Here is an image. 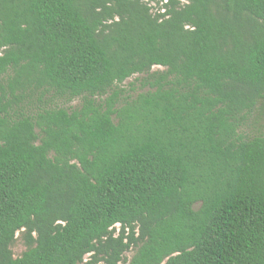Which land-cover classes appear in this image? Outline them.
I'll use <instances>...</instances> for the list:
<instances>
[{
    "label": "trees",
    "instance_id": "1",
    "mask_svg": "<svg viewBox=\"0 0 264 264\" xmlns=\"http://www.w3.org/2000/svg\"><path fill=\"white\" fill-rule=\"evenodd\" d=\"M0 264H264V0H0Z\"/></svg>",
    "mask_w": 264,
    "mask_h": 264
},
{
    "label": "rangeland",
    "instance_id": "2",
    "mask_svg": "<svg viewBox=\"0 0 264 264\" xmlns=\"http://www.w3.org/2000/svg\"><path fill=\"white\" fill-rule=\"evenodd\" d=\"M153 70H162L163 67L161 66H153L152 68ZM135 77V75H133L132 77L126 79L124 82H123V85L126 87L128 86L129 82H131L133 80V78ZM72 105H76L77 104V100L73 101L71 103ZM11 247V250H12V253L14 256H19L26 248L25 244L23 243L22 239L20 238L19 234L17 233L16 235V239L15 241L13 242V244L10 246ZM132 254L131 250L127 251L125 253V256L127 258L130 257V255Z\"/></svg>",
    "mask_w": 264,
    "mask_h": 264
}]
</instances>
